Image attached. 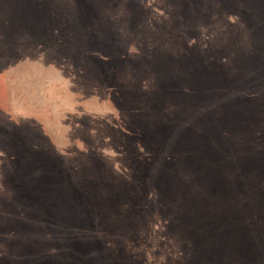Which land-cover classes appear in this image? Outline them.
<instances>
[{
	"label": "rangeland",
	"instance_id": "rangeland-1",
	"mask_svg": "<svg viewBox=\"0 0 264 264\" xmlns=\"http://www.w3.org/2000/svg\"><path fill=\"white\" fill-rule=\"evenodd\" d=\"M0 264H264V0H0Z\"/></svg>",
	"mask_w": 264,
	"mask_h": 264
}]
</instances>
